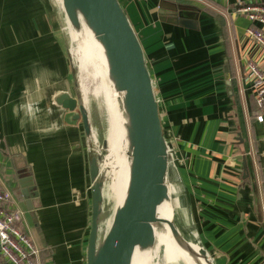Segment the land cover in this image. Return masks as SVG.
Here are the masks:
<instances>
[{
  "label": "crops",
  "instance_id": "obj_1",
  "mask_svg": "<svg viewBox=\"0 0 264 264\" xmlns=\"http://www.w3.org/2000/svg\"><path fill=\"white\" fill-rule=\"evenodd\" d=\"M117 1L158 102L179 232L216 264H264V105L246 70L252 61L264 72V52L245 34L264 24L235 13L264 0ZM172 4L191 25L174 21ZM62 32L45 0H0V190L12 196L7 210L23 212L43 264H87V134L77 112L54 102L72 97Z\"/></svg>",
  "mask_w": 264,
  "mask_h": 264
},
{
  "label": "water",
  "instance_id": "obj_2",
  "mask_svg": "<svg viewBox=\"0 0 264 264\" xmlns=\"http://www.w3.org/2000/svg\"><path fill=\"white\" fill-rule=\"evenodd\" d=\"M66 18L75 26V10L85 18L86 24L99 36L114 76L117 89L124 93V101L131 126V172L123 205L118 206L107 234L97 245V220L102 194L100 183L91 186V223L87 244V264H130L136 245L154 244L153 223L157 205L167 197V144L163 136L158 102L151 78L145 66L141 45L117 0H61ZM171 15L180 25H191L177 12L181 6L172 4ZM192 28V26H188ZM110 75V74H109ZM112 79V77H111ZM113 80V79H112ZM54 102L63 110L77 113L89 135V115L93 105L78 103L69 93L58 94ZM99 169L94 157L89 163L90 179L94 182ZM24 196L32 197L28 191ZM26 204L31 207L30 200ZM169 228L181 238L170 222ZM199 253L207 257L201 248ZM207 262L209 260L207 259Z\"/></svg>",
  "mask_w": 264,
  "mask_h": 264
},
{
  "label": "rangeland",
  "instance_id": "obj_3",
  "mask_svg": "<svg viewBox=\"0 0 264 264\" xmlns=\"http://www.w3.org/2000/svg\"><path fill=\"white\" fill-rule=\"evenodd\" d=\"M45 1L52 12V16L54 15L56 22H60L62 27L64 42L62 48L68 63L72 97L77 104L83 103L85 100V103L93 105L89 115L90 131L86 137L88 141L85 142L84 139L83 144L85 143V150L90 158L89 163L91 158L94 157L99 169L95 181L93 182L90 179L88 188L91 193L92 184L95 182L100 183L102 201L97 220V245H99L113 222L118 207L119 195L124 184L123 179H125V176L123 174L127 169V161L130 156V152L128 154L127 138L115 135L117 115L111 109H107L108 105L121 107V97L119 95H122V92L115 87L111 76L107 73L104 65L105 59L100 53L92 51L93 39L88 34L86 22L78 20L81 30L73 31L66 20L62 9V1ZM119 110L121 109L119 108ZM166 185L170 190V200L174 210L173 225L179 232L181 231V218L177 212L176 189H174V186H170L167 181ZM153 228L155 240L148 264H178V256L172 258L165 249L163 241H161L160 237L165 234V231L160 225ZM179 234L185 240L180 232ZM207 259L211 264H216L213 254H209Z\"/></svg>",
  "mask_w": 264,
  "mask_h": 264
},
{
  "label": "built area",
  "instance_id": "obj_4",
  "mask_svg": "<svg viewBox=\"0 0 264 264\" xmlns=\"http://www.w3.org/2000/svg\"><path fill=\"white\" fill-rule=\"evenodd\" d=\"M235 13L246 17L250 22L264 24V6L259 4H244L235 9ZM245 34L264 52V33L259 29L248 27ZM247 80L259 108L264 105V72L252 61L247 62ZM25 111L29 116H35L39 111L35 103H28ZM262 116L256 120L262 122ZM169 147L166 148L167 166L173 165L168 160ZM166 183V180H165ZM9 192L0 190V264H43L41 250L34 244L31 237L22 229L20 220L23 212L10 211L4 205L11 202Z\"/></svg>",
  "mask_w": 264,
  "mask_h": 264
},
{
  "label": "bare ground",
  "instance_id": "obj_5",
  "mask_svg": "<svg viewBox=\"0 0 264 264\" xmlns=\"http://www.w3.org/2000/svg\"><path fill=\"white\" fill-rule=\"evenodd\" d=\"M75 13H76L78 20H84L85 21V18L83 17V15L78 10H75ZM66 20L70 24L73 31L74 30H76V31L81 30L79 25L75 26L67 18H66ZM87 30H88L89 36L93 39V42L91 45V48L93 49L92 51L94 53H100L101 56L105 59V60L104 59L103 60H104V65H105V68L107 70V73H109L110 76L112 77V79H113L112 81H114L117 84L114 76L111 75L110 65H109V61L107 58V54L105 52V49L103 47L102 42L99 39V36L95 34V32L93 31V29L91 27L88 26ZM76 36H80V35H76ZM115 83H114V85H115ZM115 87H116V85H115ZM119 96L121 97V100H120L121 107H119L118 105L117 106L116 105H108L107 109H111L112 112L117 115V121L115 122V135L125 136L127 138L128 154L130 152V156H129L128 161H127V169L124 172L125 174L122 173L125 176L124 177L125 179L122 178L124 180V184H123L121 193L119 195L117 206L123 205L125 197H126L129 179H130V172H131V150H132V146H131V133L132 132H131L129 116H128L127 109L125 106L124 93L122 92V95H119ZM84 103H85V100H84ZM119 108L121 110H119ZM156 217L160 221L153 223V227L160 225L162 227V229L165 231V234H162L160 237L161 241H163L165 249L167 250L168 254L171 255L172 258L174 256H178L177 257L178 258V264H211V263L207 262L208 257H206V256L204 257L203 255H201L199 253V249H201V247H199L198 245H195L191 242L183 241L180 238H178L177 235H174L171 232V230L169 228V224H170V222L173 223L174 210L172 209V206H171L169 190L167 191V197H165L157 205ZM153 233H154V228H153ZM153 245L152 246L149 245V246H145V247L140 246V245H136L133 249V252H132L130 264H148L149 258H150L151 253H152Z\"/></svg>",
  "mask_w": 264,
  "mask_h": 264
},
{
  "label": "trees",
  "instance_id": "obj_6",
  "mask_svg": "<svg viewBox=\"0 0 264 264\" xmlns=\"http://www.w3.org/2000/svg\"><path fill=\"white\" fill-rule=\"evenodd\" d=\"M41 258H43V257L41 256Z\"/></svg>",
  "mask_w": 264,
  "mask_h": 264
}]
</instances>
